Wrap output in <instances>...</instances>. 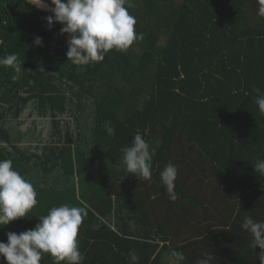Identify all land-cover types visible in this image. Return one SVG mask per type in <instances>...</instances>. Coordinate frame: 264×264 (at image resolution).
Listing matches in <instances>:
<instances>
[{
	"label": "trees",
	"instance_id": "trees-1",
	"mask_svg": "<svg viewBox=\"0 0 264 264\" xmlns=\"http://www.w3.org/2000/svg\"><path fill=\"white\" fill-rule=\"evenodd\" d=\"M125 7L140 36L128 49L73 64L67 33L54 21L55 51L48 42L41 49L53 66L33 84L38 90L20 100L0 87V160L12 161L38 201L0 227L1 240L68 204L86 211L77 237L82 264H129L133 251L138 264L176 263L174 253L183 254L181 264H197L204 253L214 256L210 264H260L261 249L241 227L245 216L264 221V176L253 167L264 159V115L253 91L264 94L257 0H126ZM137 131L154 151L149 180L121 163ZM169 163L177 168L175 199L194 212L176 211L162 184ZM210 175L221 183L224 209L214 204L215 214L197 218L212 198L192 185ZM39 264L55 261L44 253Z\"/></svg>",
	"mask_w": 264,
	"mask_h": 264
},
{
	"label": "clouds",
	"instance_id": "clouds-1",
	"mask_svg": "<svg viewBox=\"0 0 264 264\" xmlns=\"http://www.w3.org/2000/svg\"><path fill=\"white\" fill-rule=\"evenodd\" d=\"M43 4L44 0H31ZM126 0H51L54 5L53 16H48L47 23L51 28L53 22L63 25L61 34H70L66 56L71 63L87 65L93 61H102L105 54L112 49L126 50L136 39L140 38L135 31L136 19L125 7ZM257 15L264 17V0H257ZM35 44L41 45L42 38L37 37ZM0 65L11 66L16 73L21 65L15 54L0 58ZM15 78V77H14ZM257 95L255 103L261 115H264V94L254 88ZM108 135L115 134V128L106 122ZM122 166L137 178H151V160L154 151L137 131L130 146L121 149ZM255 173L264 176V159L255 163ZM177 168L169 163L160 173V180L166 187L170 199H175L174 187ZM34 185L23 178L10 159L0 160V227L11 221L28 216L29 211L38 203ZM86 215L85 207L63 204L52 207L47 215L39 217V223L33 229L19 234L8 232L7 243L0 242V255L7 264H39L44 253L50 254L55 264L66 261V264H82L84 256L79 250L78 231ZM241 227L249 232L252 247L261 249L258 254L260 264H264V221H254L245 216ZM176 264H181L184 256L174 253ZM214 256L208 253L197 264H210ZM139 257L133 251L129 255V264H138Z\"/></svg>",
	"mask_w": 264,
	"mask_h": 264
},
{
	"label": "flooded vegetation",
	"instance_id": "flooded-vegetation-1",
	"mask_svg": "<svg viewBox=\"0 0 264 264\" xmlns=\"http://www.w3.org/2000/svg\"><path fill=\"white\" fill-rule=\"evenodd\" d=\"M40 10L27 0H0V58L15 54L21 65L19 73L11 66L0 65V87L3 91L15 92L20 100L27 99L38 90L33 84L39 82L46 69L53 66L46 62L41 49L48 42L52 45L51 50L55 51L56 26L53 22L49 28L46 16ZM37 37L42 38L41 45L35 44ZM24 50L29 53L23 55ZM41 60L45 61L44 66L39 64ZM0 102L6 104L2 100Z\"/></svg>",
	"mask_w": 264,
	"mask_h": 264
},
{
	"label": "rangeland",
	"instance_id": "rangeland-1",
	"mask_svg": "<svg viewBox=\"0 0 264 264\" xmlns=\"http://www.w3.org/2000/svg\"><path fill=\"white\" fill-rule=\"evenodd\" d=\"M138 49H142V47H141V45H138ZM26 117H27V115L25 114L24 115V118L23 119H26ZM30 119H28V121H29ZM179 140V142H181V138H179L178 139ZM177 153V152H176ZM183 168H185V167H183ZM183 168H181V169H183ZM187 171V170H186ZM181 173H183L182 171H181ZM184 176H186V174L184 175ZM203 175L201 174V176L200 177H202ZM197 177V176H196ZM199 178V177H198ZM217 182V180L215 179V176H213V175H210L208 178H206L202 183H198V184H196V182H194V184L192 185V188L193 189H197V190H200L202 193H205V192H203L202 190H206V193H205V195L207 196V199H210V198H212V199H210V200H208V202H207V205H206V207H207V210L206 209H197L196 210V217L197 218H203L204 217V215L206 214V213H212V214H215L216 213V211H215V206H214V204H216L219 208H222V209H224V206L223 205H220V203H221V201H222V199H220V195H219V193H218V189L217 188H219V185L221 184H217L216 183ZM220 182H221V180H220ZM188 187H189V189H186L187 191H189V190H191V187L188 185ZM201 187V188H200ZM202 189V190H201ZM214 190H217V191H215V195H212V194H214L212 191H214ZM180 200V201H179ZM182 200L181 199H175V202L177 203L176 204V211H178L180 214H186L187 213V210L189 211V212H194V210H195V208H193V207H190V206H188L187 204H186V202H181ZM229 204H231V202H229ZM223 211V210H222ZM170 215L175 219L176 218V214L174 213V212H171L170 213ZM218 223L219 224H221V222H220V220H218ZM169 262H170V264H176L174 261H173V259H170L169 260Z\"/></svg>",
	"mask_w": 264,
	"mask_h": 264
},
{
	"label": "water",
	"instance_id": "water-1",
	"mask_svg": "<svg viewBox=\"0 0 264 264\" xmlns=\"http://www.w3.org/2000/svg\"><path fill=\"white\" fill-rule=\"evenodd\" d=\"M29 3H31L32 5H34L35 7H37L38 9H41L42 11L44 12H47V13H52V9L54 8V5H52L49 1L47 0H44V3L43 4H35V3H32L31 0H27ZM66 2V1H64ZM71 38L70 34H66V46H67V51H68V40ZM0 242H3L0 238ZM3 256L0 255V264L2 263V260H3Z\"/></svg>",
	"mask_w": 264,
	"mask_h": 264
},
{
	"label": "crops",
	"instance_id": "crops-1",
	"mask_svg": "<svg viewBox=\"0 0 264 264\" xmlns=\"http://www.w3.org/2000/svg\"><path fill=\"white\" fill-rule=\"evenodd\" d=\"M187 218H188V219H190V217H189V216H187ZM206 225H207V224H206Z\"/></svg>",
	"mask_w": 264,
	"mask_h": 264
}]
</instances>
